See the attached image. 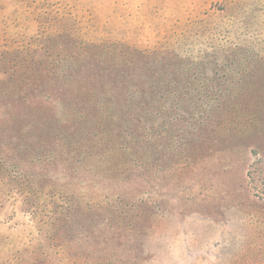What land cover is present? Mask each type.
Listing matches in <instances>:
<instances>
[{"label": "rangeland", "instance_id": "1", "mask_svg": "<svg viewBox=\"0 0 264 264\" xmlns=\"http://www.w3.org/2000/svg\"><path fill=\"white\" fill-rule=\"evenodd\" d=\"M0 264H264V0H0Z\"/></svg>", "mask_w": 264, "mask_h": 264}, {"label": "trees", "instance_id": "2", "mask_svg": "<svg viewBox=\"0 0 264 264\" xmlns=\"http://www.w3.org/2000/svg\"><path fill=\"white\" fill-rule=\"evenodd\" d=\"M217 91H219V90H217Z\"/></svg>", "mask_w": 264, "mask_h": 264}]
</instances>
